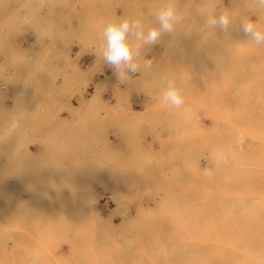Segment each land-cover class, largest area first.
<instances>
[{
	"label": "rangeland",
	"instance_id": "374dc122",
	"mask_svg": "<svg viewBox=\"0 0 264 264\" xmlns=\"http://www.w3.org/2000/svg\"><path fill=\"white\" fill-rule=\"evenodd\" d=\"M40 2L0 0V264H264V47L204 28L252 0H177L158 71L125 83L92 46L163 0ZM160 73L190 118L156 98Z\"/></svg>",
	"mask_w": 264,
	"mask_h": 264
},
{
	"label": "clouds",
	"instance_id": "9594fccd",
	"mask_svg": "<svg viewBox=\"0 0 264 264\" xmlns=\"http://www.w3.org/2000/svg\"><path fill=\"white\" fill-rule=\"evenodd\" d=\"M40 9L45 7L41 0ZM248 13L258 17L253 20L249 14H240L230 8H222L218 12L206 15L204 28L216 34L227 37L232 33L237 23L239 30L246 37V42L256 48L264 47V0H252ZM183 17L177 5V0H163L162 4L151 11L145 19L141 16L119 14L108 17L99 37V44L92 46L93 55L104 65L112 69L122 82L132 81L136 73L151 74L158 71V66L146 55L157 45L165 34H174L182 23ZM156 98L169 112H180L190 118V112L185 108V92L180 81L173 75L160 73ZM245 137L238 135L235 146L242 150ZM224 153H218L216 165L227 164ZM205 174L212 179L211 170Z\"/></svg>",
	"mask_w": 264,
	"mask_h": 264
},
{
	"label": "bare ground",
	"instance_id": "6f19581e",
	"mask_svg": "<svg viewBox=\"0 0 264 264\" xmlns=\"http://www.w3.org/2000/svg\"><path fill=\"white\" fill-rule=\"evenodd\" d=\"M13 7V6H12ZM12 10V9H11ZM14 11V10H13ZM12 12V11H11ZM9 12L7 11V14H8ZM1 18H0V21L1 20H3V18H4V16H3V18H2V16H0ZM94 205H95V200L93 201V200H91V201H89V206H91V208H93L94 209ZM96 208V207H95Z\"/></svg>",
	"mask_w": 264,
	"mask_h": 264
}]
</instances>
